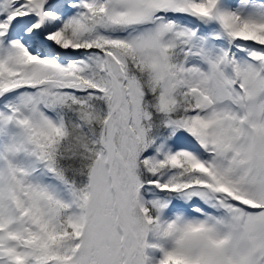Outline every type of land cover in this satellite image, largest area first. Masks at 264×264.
<instances>
[{
    "label": "snow or ice",
    "instance_id": "6c2138e0",
    "mask_svg": "<svg viewBox=\"0 0 264 264\" xmlns=\"http://www.w3.org/2000/svg\"><path fill=\"white\" fill-rule=\"evenodd\" d=\"M0 264H264V0H0Z\"/></svg>",
    "mask_w": 264,
    "mask_h": 264
}]
</instances>
